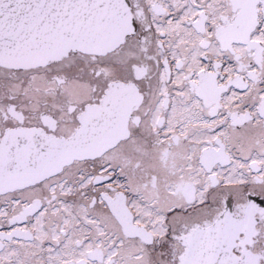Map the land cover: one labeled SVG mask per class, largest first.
<instances>
[{"label": "flooded vegetation", "instance_id": "1", "mask_svg": "<svg viewBox=\"0 0 264 264\" xmlns=\"http://www.w3.org/2000/svg\"><path fill=\"white\" fill-rule=\"evenodd\" d=\"M125 2L114 47L0 66V264H264V0ZM111 80L123 131L48 167Z\"/></svg>", "mask_w": 264, "mask_h": 264}, {"label": "water", "instance_id": "2", "mask_svg": "<svg viewBox=\"0 0 264 264\" xmlns=\"http://www.w3.org/2000/svg\"><path fill=\"white\" fill-rule=\"evenodd\" d=\"M134 26L125 0H0V65L9 67H28L44 64L59 58L69 49L104 52L110 49L129 33ZM125 83L111 80L97 103L88 106H103L102 111L112 113L110 109L116 103L132 102V91H123ZM120 88V90H119ZM119 107V116L108 119L106 116L94 117L88 111L74 132L60 143L53 160L55 166L61 165L75 156L91 154L105 147L119 136L125 126V119L132 106ZM102 119L107 124L104 125ZM99 128L95 134L99 140L80 141L77 131L86 128ZM65 142V145L63 144ZM0 143V168L5 170V155ZM38 170L14 168L13 173L3 178L11 184L21 179L37 177ZM45 174V172L40 173ZM1 184V182H0ZM192 256L194 257L191 260ZM197 254L187 252L185 264L199 263Z\"/></svg>", "mask_w": 264, "mask_h": 264}, {"label": "rangeland", "instance_id": "3", "mask_svg": "<svg viewBox=\"0 0 264 264\" xmlns=\"http://www.w3.org/2000/svg\"><path fill=\"white\" fill-rule=\"evenodd\" d=\"M3 70V68H1ZM53 96H56V94L53 93ZM166 251H165V248L159 250V254H164ZM161 256V255H160Z\"/></svg>", "mask_w": 264, "mask_h": 264}]
</instances>
